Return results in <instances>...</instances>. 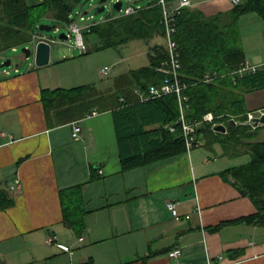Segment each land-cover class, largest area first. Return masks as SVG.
<instances>
[{
	"label": "crops",
	"instance_id": "obj_1",
	"mask_svg": "<svg viewBox=\"0 0 264 264\" xmlns=\"http://www.w3.org/2000/svg\"><path fill=\"white\" fill-rule=\"evenodd\" d=\"M232 1L188 0L183 8L212 17L227 14ZM179 3L168 0L167 7ZM238 24L245 60L262 64L263 20L251 13ZM140 41L147 44L148 54L151 41ZM69 62L78 64L80 75L59 74L58 68ZM86 68L79 59L52 61L50 56L45 67L32 62L24 70L17 65L14 73L0 74V185L14 197V204L0 211V264H80L88 259L92 264H209L208 259L210 264H264V226L212 229L257 210L219 175L225 166L209 152L192 149L121 172L110 109L94 107L71 118L65 113L63 121L60 110L47 114L41 90L95 85L96 77ZM128 71L109 87L95 88L114 92V80ZM245 103L249 113L263 110L264 88L246 94ZM73 123L81 129L77 139ZM78 185L89 210L81 237L63 224L61 204V192ZM168 202L176 203V216L167 210ZM171 251L177 256L170 258Z\"/></svg>",
	"mask_w": 264,
	"mask_h": 264
},
{
	"label": "trees",
	"instance_id": "obj_2",
	"mask_svg": "<svg viewBox=\"0 0 264 264\" xmlns=\"http://www.w3.org/2000/svg\"><path fill=\"white\" fill-rule=\"evenodd\" d=\"M81 0H0V53L28 42L36 44V25L42 17L69 23V15ZM254 13L264 22V0H240L227 14L205 17L195 9L182 8L175 14L172 40L177 45L178 75L185 88L181 103L176 94L140 100L137 90L160 86L169 77L157 69L169 57L165 43L149 46L148 65L130 70L114 80V92L99 93L94 84L52 90L42 89L41 99L47 114L69 113L68 118L84 116L94 107L110 109L113 115L121 172L144 167L185 154L186 143L180 121L181 109L187 124L198 123L194 138L196 148L237 157L249 155L245 164L223 169L219 175L229 181L256 207V213L225 224H260L264 226V125L252 129L244 124L249 113L245 95L264 88V67L255 73L239 75L245 62L239 19ZM89 34L96 36L98 50L117 48L134 40L146 43L165 41L162 7L152 0L130 15L107 17L94 25ZM166 42V41H165ZM86 51L84 54H87ZM3 63V62H1ZM213 79L205 81L206 76ZM264 112V109L262 110ZM211 114L212 122H203ZM56 117L59 116L55 115ZM63 118V119H62ZM234 122V123H233ZM226 126L225 133L213 125ZM166 125L174 127L171 132ZM74 186L61 192L63 224L77 237L85 230L89 213L81 192ZM14 204V197L0 185V211ZM80 264H92L91 259Z\"/></svg>",
	"mask_w": 264,
	"mask_h": 264
},
{
	"label": "rangeland",
	"instance_id": "obj_3",
	"mask_svg": "<svg viewBox=\"0 0 264 264\" xmlns=\"http://www.w3.org/2000/svg\"><path fill=\"white\" fill-rule=\"evenodd\" d=\"M27 1L31 2V0ZM114 1L115 0H108L106 2H101V0H81L80 4L74 8L72 13L74 15L79 12H86V17H88L91 22L95 21L99 23L104 18L113 15L116 17L120 14L112 8ZM151 1L152 0H121L122 8H124L127 4H132V2L134 5L144 6ZM103 5L105 6V10L101 13H98L97 9ZM41 24L54 26L55 28L50 32H40L38 30V26ZM247 28L248 27H246V29ZM67 32V25L65 22L57 21L50 17H42L36 25V35L45 36L51 39L52 61L61 60L63 58H75L81 60V62L84 61V63L87 65V68L85 69L86 72L88 71V73H90L89 76L93 79L96 77V81L94 82H96L95 85L97 88L104 89L106 87H109L112 79L118 76V74L121 72L138 69L140 67L148 65V46L140 40L131 41L130 43L117 48L98 50L96 48V36L93 34L85 33L83 37L86 46V51L88 53L85 55H81L78 49L75 47L72 38L67 40L59 38L62 33L66 35ZM254 41L256 40L254 39ZM157 42L160 44L165 43L163 39L157 38L154 41H151V44ZM33 43L28 42L22 46L17 47L16 49H8L4 52H1L0 61L4 62L5 60H10L11 64L8 67H0V74H2L3 71L6 70H9L11 73H14V70L17 65L20 69L24 70L29 63H32L33 56H31L29 59H26L24 54L22 53V48L26 47L33 49ZM103 67H108L110 70L107 75L102 77L99 71ZM58 70L61 76L69 75L71 77L73 76L70 73L75 72L77 75H80L79 71L81 72L76 62L65 63L61 66V68H58ZM91 82L93 83V81ZM255 112L258 114L259 111ZM262 134H259L258 140L264 137ZM217 147L220 148L219 146ZM217 147L216 152H209L210 154H208L203 148H196L193 151H198L197 153H202L203 155L208 154L211 158H216V161L218 160L220 162L219 165L225 166V168L245 164L249 161L250 157L248 154H243L237 157L223 156L221 155L220 150ZM219 165H217V167H220Z\"/></svg>",
	"mask_w": 264,
	"mask_h": 264
},
{
	"label": "built area",
	"instance_id": "obj_4",
	"mask_svg": "<svg viewBox=\"0 0 264 264\" xmlns=\"http://www.w3.org/2000/svg\"><path fill=\"white\" fill-rule=\"evenodd\" d=\"M117 1H121V0H115V2ZM167 2L168 0H158V4L161 5L162 7V13H163V24L165 26V40H166V48L168 51V59L166 61H164L163 63H161V65L159 66V68L157 69L159 72L165 74L166 76H169L164 83H162L160 86H150L148 87L147 93H144L140 90L136 91V94L138 95L140 100H148V99H154V98H158V97H162L164 95H168V94H176V96L178 97L179 102L181 103L183 100H186L185 97L182 96V91L184 90L185 86L182 83V81H180L179 79V75H178V70L180 68V64L178 62L177 56H178V52H177V45L176 43L172 40V34L175 31L174 28V20H175V14L182 9L183 7H185L186 5H188V0H180L179 5L176 8H168L167 7ZM234 5L238 4L240 2V0H233L232 1ZM122 3V2H121ZM137 11V8L134 7L132 4H127L124 8H122V4H121V9L119 11V13L121 15H130L133 14ZM86 12L82 13L79 12L77 14H70L69 15V23L67 24V39L72 38L75 47L78 49L79 53L82 55L86 52V46L84 43V34L85 33H89L91 28L97 24V22L95 21H90L88 17H86ZM92 18V16H91ZM34 39H38V41L43 40V41H48L51 43V39L46 38L45 36H34ZM264 67V62L262 64H253V63H249V62H245L238 70H236L235 72L239 75L242 74H250V73H255L259 68ZM109 72V68L108 67H103L100 69L99 73L101 76H105L107 75ZM213 79L212 75L211 76H206L205 77V81L209 82ZM95 112L91 113V116L95 115ZM264 114L263 111H259L258 114L256 112H252V113H248L247 114V120L245 121L244 124L249 125L252 129H255L256 127H254L252 125V119L253 118H259ZM213 117L211 114H206L203 117V122H207L210 123L212 122ZM180 121L182 124V132L183 135L185 137V143H186V150L187 152H190L193 147L197 146V144L195 143V138H194V133H195V129L198 126V123L195 124H187L184 121V117H183V113H182V109H181V115H180ZM214 127L216 126L213 125ZM166 127H168V129L173 132L175 129L173 126L171 125H166ZM72 136L74 139L78 138V135L81 131L80 127L76 124L73 123L72 126ZM18 182L13 183L10 186V189L13 190L15 185ZM166 208L168 211L171 212V214L173 216L177 215V209H176V203L174 202H168L166 203ZM48 242H51V239L48 238ZM177 251H171L169 253V257L170 258H174L177 256ZM218 260H221V256L217 257ZM208 263H211V260L208 259ZM181 264H187V263H181Z\"/></svg>",
	"mask_w": 264,
	"mask_h": 264
},
{
	"label": "water",
	"instance_id": "obj_5",
	"mask_svg": "<svg viewBox=\"0 0 264 264\" xmlns=\"http://www.w3.org/2000/svg\"><path fill=\"white\" fill-rule=\"evenodd\" d=\"M108 0H101V2H106ZM121 1H117L115 3H113L112 8L119 12L121 9ZM105 10V6H100L97 9L98 13H101ZM54 26H48V25H39L38 26V30L40 32H50L54 29ZM60 39H65L67 40V35H65L64 33H62L59 36ZM22 53L24 54L26 59H29L31 56H33V63L35 65V67L37 68H41V67H45L50 63V56H51V43L48 41H37L36 44L34 45L33 49L30 48H22ZM11 64L10 60H5L3 63H1L0 61V67H8ZM234 123V122H233ZM252 125L254 127H258L260 125H264V114L259 117V118H253L252 119ZM215 131H219L222 133H225L226 131V126L224 125H216L214 127Z\"/></svg>",
	"mask_w": 264,
	"mask_h": 264
}]
</instances>
